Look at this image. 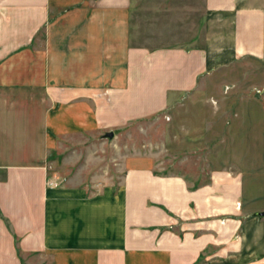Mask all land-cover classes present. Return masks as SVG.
Returning <instances> with one entry per match:
<instances>
[{
    "label": "crops",
    "instance_id": "0c3cea01",
    "mask_svg": "<svg viewBox=\"0 0 264 264\" xmlns=\"http://www.w3.org/2000/svg\"><path fill=\"white\" fill-rule=\"evenodd\" d=\"M216 29L264 65V0H0V264H264V182L259 194L244 187L233 160L200 181L139 149L116 185L46 184L47 152L66 137L116 135L175 108L199 81L187 72L169 102L122 123L111 109L94 120L99 90H125L131 66L151 76L163 75L159 61L183 68L178 54L206 52ZM35 60L41 75L31 78ZM48 73L68 86L62 100L44 88ZM31 80L43 104L32 123L14 113Z\"/></svg>",
    "mask_w": 264,
    "mask_h": 264
},
{
    "label": "rangeland",
    "instance_id": "374dc122",
    "mask_svg": "<svg viewBox=\"0 0 264 264\" xmlns=\"http://www.w3.org/2000/svg\"><path fill=\"white\" fill-rule=\"evenodd\" d=\"M224 27L223 24V32ZM218 29L204 35L206 52L187 53L191 57L187 60L178 54L179 61L184 62L181 68L184 72L175 71L161 61V76H151V66H131L123 75L125 90H99L98 109L87 107L95 115L94 120L107 121L105 112L111 109L113 116L119 118L113 122L122 123L126 117L137 114L139 108L145 112L169 102L167 93L183 86L187 72L197 75L199 81L195 90L179 99L175 108L133 121L115 131L112 138L102 131L66 137L62 145L47 152L46 184L60 185L72 179L74 184L81 182L88 186L89 192L116 185L122 175L124 157L137 155L141 149L143 153H154L165 171H189L194 177L204 173V177L195 178L200 181H207L211 171L230 168L233 160L243 186L249 183L259 194L264 182V65L246 55L239 56L236 49L230 50L229 35L216 34ZM39 70L41 75V66L36 61L31 65V78ZM65 74L63 71L60 79L67 77ZM45 78L44 88L47 85L53 88L62 100L68 86L61 88L58 82H51L56 76L49 73ZM37 90L32 80L29 88L22 90L14 111L18 118L22 117V111H28L31 123L34 122L37 110L43 108L41 91ZM139 93L142 107L137 106V100L133 101ZM33 148L31 145L30 151Z\"/></svg>",
    "mask_w": 264,
    "mask_h": 264
},
{
    "label": "water",
    "instance_id": "95a60500",
    "mask_svg": "<svg viewBox=\"0 0 264 264\" xmlns=\"http://www.w3.org/2000/svg\"><path fill=\"white\" fill-rule=\"evenodd\" d=\"M105 136L108 137V138H112L113 137V131L106 132ZM257 215L258 216H264V212H258Z\"/></svg>",
    "mask_w": 264,
    "mask_h": 264
}]
</instances>
